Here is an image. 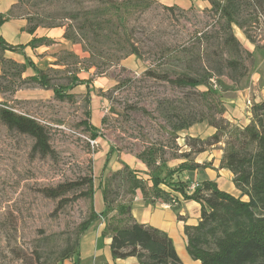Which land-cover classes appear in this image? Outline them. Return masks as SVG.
Listing matches in <instances>:
<instances>
[{"label": "rangeland", "instance_id": "374dc122", "mask_svg": "<svg viewBox=\"0 0 264 264\" xmlns=\"http://www.w3.org/2000/svg\"><path fill=\"white\" fill-rule=\"evenodd\" d=\"M154 1L149 9H123L120 5L131 0H22L17 12L35 19L41 29L67 26L71 22L62 18L70 13L82 16L74 23L80 27L85 14L99 8L118 30L111 28L105 37L99 31L89 32L87 39L76 43L63 37L78 48L61 49L51 77L60 86L74 77L84 83L70 91L72 101L54 97L38 105L22 102L10 107L46 128L51 157L34 153L32 137L9 130L0 121V264H53L68 244L73 245L79 225L89 218L91 210L104 212L95 201L99 196L103 199L104 184L113 175H106L110 160L123 153L139 159L141 153L154 149L158 157L176 165L190 146V138L182 140L173 132L165 115L174 109H193L196 118L202 111L207 113L203 101L194 94L207 88L181 89L161 77L174 79L181 73L184 67L177 61L181 50L192 44L196 33L211 30L216 19L209 0ZM246 5V13L257 19L248 29L256 44L237 26L234 35L239 39L241 34L256 50H262L264 5L257 0ZM61 29L65 34V28ZM229 82L223 75L213 79L209 87L222 101L232 89ZM215 121L220 125V116H215ZM202 123L214 131L211 137L218 132L208 121L194 125ZM238 129L230 123L221 131L223 146L219 148L223 153L227 140ZM86 176L94 179L91 198L76 199V194L69 193L62 204V199L44 196L43 189ZM124 195L121 188L120 199ZM99 221L104 218L100 216Z\"/></svg>", "mask_w": 264, "mask_h": 264}, {"label": "trees", "instance_id": "16d2710c", "mask_svg": "<svg viewBox=\"0 0 264 264\" xmlns=\"http://www.w3.org/2000/svg\"><path fill=\"white\" fill-rule=\"evenodd\" d=\"M247 2L249 0H209L211 13L216 19L212 29L196 33L192 44L181 50V56L177 61L184 68L177 77L174 79L168 76L161 77L172 86L181 89L197 90L204 86L207 88L203 93L192 92L203 101L207 113L202 111L196 118L193 109H174L170 115H165L173 132L180 133L204 121L210 122V126L218 131L210 140L190 139V146H187L190 148V153L185 152L180 156L186 162L180 164L174 171H168L167 177L183 171L193 172L195 169L207 168L209 165L194 163L193 155L204 153L211 146L221 143V131L230 127V122L223 119L226 109L221 96L209 85L213 79L223 75L228 76L234 84H239L250 74L254 54L243 48L233 30L234 26L241 28L247 39L252 44H256L249 30L257 19L246 13ZM257 2L264 5V0ZM154 4V0H131L128 5L120 6L123 9L130 7L149 9ZM21 5L22 0H18L7 16L0 15V26L10 18L24 17L28 20L27 31L32 35L41 25L35 24V19L32 17L28 19L19 14L17 9ZM121 12L120 8L116 14L119 15ZM104 14L100 13L99 8L90 9L88 14H85L82 25L75 27L74 23L82 16L77 17L70 13L62 18V21H70V24L51 26V28H65L64 38L73 43L87 39L89 32L99 31L104 33L100 36L105 37L106 32H111V28L115 30L118 28L111 26L113 20H109V15ZM107 24H110L108 29ZM77 37L80 39L78 40ZM43 44L50 45L52 41L46 38L34 39L30 46ZM19 49L22 47L11 46L0 37L2 64L0 90L3 93L12 94L20 89L39 87L53 90L57 100H73L70 91L84 84L82 81L74 77L66 86L56 85L51 77V73L56 72L55 69L39 70L31 62L28 64L36 75L23 79L26 66L18 65L2 56L6 51ZM250 112H252L251 123L246 127H239L234 137L227 140L220 165V168L227 169L234 175L233 182L241 192L240 197L236 198L221 191L218 185L210 180L202 181L192 193H189V185L186 182H167L160 177L167 161L158 157L157 150L148 149L138 158L148 167L152 186L138 178L136 172L127 165H124L121 171L113 173L105 182L102 192L104 212L99 214L94 209L91 210L89 218L79 225L73 245L68 244L53 264H63L66 260L78 256L81 237L99 220L100 216L105 222L103 236L112 239L110 249L114 260L136 258L139 264H183L172 239L166 233L139 224L134 219L132 201L137 191H141L144 200L149 203L161 199L168 204H177L176 210L179 208V201L172 192L181 195L185 201H195L201 205L199 224L185 227L188 253L200 264H264V102L253 105ZM217 115L220 116V125L215 121ZM0 121L9 130L32 137L34 153L50 157L53 155L48 132L35 118L1 106ZM116 182L114 188L113 183ZM162 184L168 186L172 192L162 189L160 187ZM121 188L124 189L125 195L120 199ZM43 190L46 198L62 199V204L66 202L65 196L69 193L76 194V199L91 198L94 194V179L86 176ZM126 196L129 199L125 200ZM245 196L248 197V201L242 200Z\"/></svg>", "mask_w": 264, "mask_h": 264}, {"label": "crops", "instance_id": "0c3cea01", "mask_svg": "<svg viewBox=\"0 0 264 264\" xmlns=\"http://www.w3.org/2000/svg\"><path fill=\"white\" fill-rule=\"evenodd\" d=\"M18 3V0H0V15L7 16L12 8ZM207 7V4H206ZM28 20L24 17H15L7 20L0 26V37L11 46L22 47L16 51H6L2 56L6 60L25 65L26 71L22 78L26 79L36 75V72L29 66L32 63L37 69L46 71L47 69H56L58 66L57 55L61 49L74 50L77 46H72L63 37L64 31L61 28L41 29L38 28L31 35L27 31ZM238 37L241 44L254 54V63L251 66L249 76L239 84L229 82L232 87L230 91L224 94L222 102L226 109L224 118L237 127H246L251 123L253 105L264 102V49L256 50L248 40ZM49 39L52 41L50 45H39L31 47L30 43L34 39ZM2 74V64L0 63V75ZM53 90L43 88H26L20 89L15 93H3L0 90V106L12 107L15 103H32L38 105L47 100L54 99ZM15 112L20 113L15 108ZM24 114V113H23ZM27 115V114H26ZM97 115V114H96ZM99 117V116H98ZM182 140L190 139H208L213 134L212 128L205 123L193 125L186 130L181 131ZM223 146L221 143L208 148L204 153L193 155V162L199 165L210 164L204 169H195L193 172L183 171L171 177H167L168 171H174L180 164L186 162L180 159L176 165L173 161H167L163 167L160 177L167 182H186L188 190L192 185H200L202 181L210 180L218 185L221 191H224L236 198L241 196V192L234 184V175L227 169L220 168L223 151L219 148ZM190 153V148L186 146V151ZM106 170V175L121 171L124 165L129 166L138 178L148 182L152 186L150 172L145 163L141 160L123 153L114 160H110ZM162 189L172 192L166 185L160 186ZM189 193H192L189 190ZM178 199L179 208L176 205H170L163 200H156L155 203H149L144 200L141 191L136 192L132 201V215L139 224L156 228L166 233L173 241L176 252L183 264H200L195 261L187 250V236L185 232L186 226H197L201 220V205L195 201H185L181 195L172 192ZM248 198V197H244ZM99 211H103L105 206L101 196L97 199ZM242 200H244L242 198ZM248 201V200H247ZM105 222H95L90 229L81 237L79 254L72 259L66 260L63 264H139L136 258H128L124 260H114L111 253V237L103 236Z\"/></svg>", "mask_w": 264, "mask_h": 264}, {"label": "built area", "instance_id": "2783aa9c", "mask_svg": "<svg viewBox=\"0 0 264 264\" xmlns=\"http://www.w3.org/2000/svg\"><path fill=\"white\" fill-rule=\"evenodd\" d=\"M215 87H216V84H215ZM94 143H96L97 144V141H95ZM199 185H192V187L189 189V190H191L192 192H194V190L198 187ZM171 204H169V206H170Z\"/></svg>", "mask_w": 264, "mask_h": 264}]
</instances>
